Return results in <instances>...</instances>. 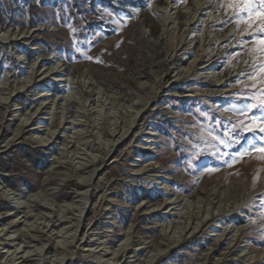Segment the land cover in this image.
<instances>
[{"label": "rangeland", "instance_id": "obj_1", "mask_svg": "<svg viewBox=\"0 0 264 264\" xmlns=\"http://www.w3.org/2000/svg\"><path fill=\"white\" fill-rule=\"evenodd\" d=\"M218 2L0 0L1 264H264V162L206 139L254 91Z\"/></svg>", "mask_w": 264, "mask_h": 264}, {"label": "snow or ice", "instance_id": "obj_2", "mask_svg": "<svg viewBox=\"0 0 264 264\" xmlns=\"http://www.w3.org/2000/svg\"><path fill=\"white\" fill-rule=\"evenodd\" d=\"M208 2L211 3V0ZM217 7L223 9L224 15L228 18L224 21L225 23L234 21L239 30V35L249 38L246 41L237 40V46L241 49L247 46V53L252 57V61L251 64L247 60L244 61L248 70L238 73L236 83L242 88H249L254 91L251 96L237 95V99L252 102L242 105L232 104L223 109L224 112H233L243 118L237 119L231 126H225L223 136H218L213 131L208 130L206 139L219 143L224 148H233L234 145H239L238 150L224 153L231 160L228 167H232L244 157L255 158L264 162V0H219ZM240 54V52H233L230 55L232 58H238ZM87 58L92 59V57ZM229 63H231V59ZM240 78H246V80L242 82ZM253 109L259 110L260 114H253ZM217 126H219V121H217ZM242 140L245 142L241 143ZM200 151L202 150H198L196 155H199ZM189 166H192L191 160ZM205 171L210 173L216 169L206 168ZM258 207L262 210L261 216L264 218V193H261L259 197Z\"/></svg>", "mask_w": 264, "mask_h": 264}, {"label": "bare ground", "instance_id": "obj_3", "mask_svg": "<svg viewBox=\"0 0 264 264\" xmlns=\"http://www.w3.org/2000/svg\"><path fill=\"white\" fill-rule=\"evenodd\" d=\"M21 36V35H20ZM21 38H23V37H19L18 35H13V34H10L9 36H7V37H4L3 39V42H6V43H13V41H16V40H19V39H21ZM44 61V63L46 64V63H48V61L47 60H43ZM194 65V62L191 64V66H193ZM36 70H32L31 72H30V76H29V80L28 81H26V83H24L25 85H27V84H29V85H27L28 87H31L32 85L33 86H35V85H38V84H40V81H36V75H38V74H36ZM58 71L57 70H54V69H52L50 72L48 71V73L46 72V74H43V77H42V80L44 79V80H48L49 79V76H51V75H54V74H56ZM49 74V75H48ZM41 75V74H40ZM61 80V79H60ZM59 80V82H63V83H67V80H64V81H60ZM54 81H56L55 79H54ZM31 84V85H30ZM71 83H69L68 82V84H64L65 86L67 85V86H69ZM56 86L57 85H54L53 87H54V89H56V90H58V88H56ZM22 87V86H21ZM21 87H19V89L21 88ZM18 88H15L14 90H19ZM68 89H69V87H68ZM86 94H89V92H87L86 93V91L84 92V95H86ZM40 96V95H39ZM87 96V95H86ZM37 98H41V96L40 97H37ZM70 101H68L67 103H69ZM41 109H37L36 111H40ZM51 118L53 119L54 118V116L52 115L51 116ZM55 121H56V119H55ZM66 122H68V121H66V119H63V120H61L60 122H59V125H58V127L59 128H62V129H64V124H66ZM28 124V120H26L25 121V123H24V125L23 126H25V125H27ZM115 131H113V133H114ZM48 133H49V136L51 135L52 136V134H55V131L54 130H48ZM126 133V131L125 132H123V133H121V135L119 136V138L120 137H122L124 134ZM118 134V133H117ZM116 133H115V135H117ZM111 135H112V133H111ZM40 142H42V144H45V142L46 141H42V139H40ZM86 180V179H85ZM80 185H84V184H86L85 183V181L83 180V181H81L80 183H79ZM33 206H40L38 203H36L35 205H33ZM60 221H62V219H60ZM36 231V230H35ZM36 236L37 235H30V234H27V237H30L32 240H37V238H36ZM25 237H26V235H25ZM9 243H11V241H9ZM33 251H36V250H33ZM29 252L30 251H18V249L16 248L15 250H13L9 255H8V260L6 261L5 260V262H3V264H16L15 263V261L16 260H19V263H22V264H24V263H27L31 258H30V256L31 255H34V254H29ZM6 258V259H7ZM1 264V263H0Z\"/></svg>", "mask_w": 264, "mask_h": 264}]
</instances>
